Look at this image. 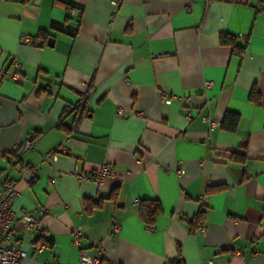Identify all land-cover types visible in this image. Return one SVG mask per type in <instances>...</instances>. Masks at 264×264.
Returning a JSON list of instances; mask_svg holds the SVG:
<instances>
[{"label": "crops", "instance_id": "obj_1", "mask_svg": "<svg viewBox=\"0 0 264 264\" xmlns=\"http://www.w3.org/2000/svg\"><path fill=\"white\" fill-rule=\"evenodd\" d=\"M113 1L0 0V188L47 231L5 237L21 264H78L96 241L112 264H264V0ZM104 164L99 184L68 174Z\"/></svg>", "mask_w": 264, "mask_h": 264}, {"label": "built area", "instance_id": "obj_2", "mask_svg": "<svg viewBox=\"0 0 264 264\" xmlns=\"http://www.w3.org/2000/svg\"><path fill=\"white\" fill-rule=\"evenodd\" d=\"M120 0H114L112 2L113 5L118 4ZM12 79L13 81H19L20 73L17 71H6L3 70L2 73ZM205 88L210 87L211 82L204 83ZM89 91L87 92L86 96L88 95ZM162 101L164 103H170L171 97L168 93H162ZM179 100H182L179 97ZM187 117H190V114H186ZM30 147V141L26 140L24 143L20 145L22 149H28ZM68 153L66 148L58 147L53 149L44 154L46 158H49L51 161H56L60 154ZM37 171L36 167H30L23 177V181L26 184H30L33 177L35 176ZM70 176L75 178L77 181H83L85 179H90L95 184H99L105 177L111 176L113 174V170L110 166L104 164L99 167L93 173H89L87 171H80L78 167H74L68 173ZM248 175V174H247ZM18 191L16 190L15 186L11 183H4L0 188V264H21L24 259L27 258V253L24 249L20 248L15 241L8 240L5 237L7 229L9 228L11 223L22 227L23 229H33L35 227H39L41 236L45 237L47 231L46 229L40 228V220L32 213H16L12 209V200L15 196H18ZM138 201H134V204H137ZM45 208L42 207L40 211L42 213L45 212ZM119 229V223L113 222L112 223V230L117 232ZM81 236L80 228H76L72 232L73 243L78 244L79 238ZM45 246L44 242H40L34 245L35 250H40L42 247ZM91 247L94 250L93 254H88L84 248H80L79 257H78V264H112L103 259V248L100 242H93ZM239 255V253H237ZM44 264H61V263H48L45 262ZM165 264H176L173 260H168ZM202 264H215L214 260L209 259Z\"/></svg>", "mask_w": 264, "mask_h": 264}, {"label": "trees", "instance_id": "obj_3", "mask_svg": "<svg viewBox=\"0 0 264 264\" xmlns=\"http://www.w3.org/2000/svg\"><path fill=\"white\" fill-rule=\"evenodd\" d=\"M37 35L40 36L41 38L47 37L46 32L43 30L40 31ZM220 42L222 44L230 45L232 48V51L236 52L237 54H241L243 52V47L237 46L234 42V37H232V36L222 35L220 37ZM251 98L255 103H258V97L256 94H253V92H251ZM76 109H77V111H81V112L84 111L83 105H80V104L76 107ZM237 121H238V116L235 113L227 112V113H225V116L223 118V122H222L223 124L222 125L226 128L233 129L235 127ZM234 159H235V157H234ZM243 159H244V155L240 157V160H243ZM140 210H141V215H142L143 219L147 223H151V222H153V220L155 219V217L159 213L160 208H159L158 202L154 201V207L153 208L149 209V207H145V205L142 204V205H140ZM200 219H202V218H201V215L199 214L196 218V224H198L201 221ZM43 242L45 243V245L51 244L50 241L47 239L44 240Z\"/></svg>", "mask_w": 264, "mask_h": 264}, {"label": "water", "instance_id": "obj_4", "mask_svg": "<svg viewBox=\"0 0 264 264\" xmlns=\"http://www.w3.org/2000/svg\"><path fill=\"white\" fill-rule=\"evenodd\" d=\"M52 44H53V39H52L51 37H49V38L47 39V45H48V46H52Z\"/></svg>", "mask_w": 264, "mask_h": 264}]
</instances>
